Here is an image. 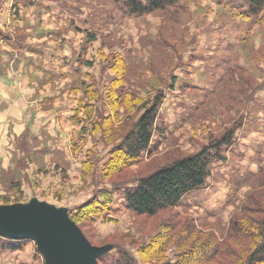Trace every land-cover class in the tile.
<instances>
[{
	"label": "rangeland",
	"instance_id": "rangeland-1",
	"mask_svg": "<svg viewBox=\"0 0 264 264\" xmlns=\"http://www.w3.org/2000/svg\"><path fill=\"white\" fill-rule=\"evenodd\" d=\"M112 2L0 0V81L12 91L0 99V112L14 109L9 122L19 131L10 128L9 167L0 166V208L34 201L61 210L57 224L108 248L107 264L122 255L134 264H243L247 248L226 230L234 217L247 224L246 198L252 210L264 209V89L253 95L264 86V22L235 41L218 32L229 25L218 0H182L116 21L85 44L88 19ZM227 38L232 49L223 52ZM13 90L24 93L25 107L13 105ZM162 90L152 152L132 165L119 162L116 148L141 105ZM231 129L234 145L185 206L152 217L126 209L124 191L138 179ZM93 198L104 208L73 218ZM206 244L217 255L193 262ZM36 250L25 240L22 250L0 252V264H44Z\"/></svg>",
	"mask_w": 264,
	"mask_h": 264
},
{
	"label": "trees",
	"instance_id": "trees-1",
	"mask_svg": "<svg viewBox=\"0 0 264 264\" xmlns=\"http://www.w3.org/2000/svg\"><path fill=\"white\" fill-rule=\"evenodd\" d=\"M181 1L113 0L112 8L103 10L104 12H102L100 18L94 19L92 17L90 20L88 19L89 30L83 31L85 44L96 42L97 36L101 35L106 27L108 28L116 21L150 15L155 12H164L167 9L176 7ZM216 6L219 10L221 9L229 14L227 17L229 25L222 26V30L218 32L225 34L227 31L230 38H237L234 39L235 41H240L242 36L248 32V29H251L256 23L264 22V0H218ZM77 31H80V29H77ZM225 40H222V42L225 43V49H227L222 51H231L233 43L231 44L228 38ZM5 42L10 43L11 38L6 37ZM84 64L90 65L88 62ZM176 81L177 78L172 76L169 84L171 90L174 89ZM263 89L264 86L255 89L253 95ZM163 100L164 92L162 90L161 92H155L151 101L141 105L143 113L127 133L122 144L116 148L120 155L119 162L132 165L139 161L144 154L147 155L152 152L154 146H152L151 141L155 132L159 130L157 129V120ZM83 131L85 133V127H83ZM234 142V130H227L219 140L210 141L207 146H204L198 152L176 159L170 164L138 179L130 188L124 191L126 209L136 216L152 217L159 212L185 206L190 197H195L198 192L206 187L207 180L213 174L214 165L225 160L222 157V150L232 147ZM97 202L98 200L93 198L92 201L81 205L73 214V218L96 216L105 205V203H100L98 206ZM245 204L242 207V212H248V216L245 218L248 221L247 224H244L239 217H234L229 221L226 237L230 240L239 239L244 242L242 247L247 248L248 254L243 264H264V209L257 207V210H252V207L247 206L251 205L249 197L246 198ZM254 214H260V219H253L252 215ZM24 242V240L9 239L0 235V252L22 250ZM218 246L216 244L215 248ZM211 247L210 244L199 247L200 251L198 250L193 262H205L212 255H217L216 249L209 251L212 249ZM107 257L108 254L100 257L97 264L99 261L105 262ZM112 264L134 263L132 259L122 255L120 259L115 260Z\"/></svg>",
	"mask_w": 264,
	"mask_h": 264
},
{
	"label": "water",
	"instance_id": "water-1",
	"mask_svg": "<svg viewBox=\"0 0 264 264\" xmlns=\"http://www.w3.org/2000/svg\"><path fill=\"white\" fill-rule=\"evenodd\" d=\"M59 211L34 201L29 206L0 208V235L33 241L44 264H97L109 249H95L77 229L60 227L56 222L61 216ZM69 224L74 226L70 221Z\"/></svg>",
	"mask_w": 264,
	"mask_h": 264
},
{
	"label": "crops",
	"instance_id": "crops-1",
	"mask_svg": "<svg viewBox=\"0 0 264 264\" xmlns=\"http://www.w3.org/2000/svg\"><path fill=\"white\" fill-rule=\"evenodd\" d=\"M12 91H8L7 84L5 85L0 81V99L2 96L6 93L10 94ZM15 102H13V105L18 108H23L25 106L21 105L24 102V93H19L17 90H13ZM6 107H8V104H6ZM16 115L17 112L12 108H6L5 111L0 112V166L1 168H8L9 167V149H10V139H9V130L11 128V132H16L18 126L13 127L11 126L12 121H16ZM11 116V117H10ZM15 126V125H14ZM18 131V130H17ZM19 132V131H18Z\"/></svg>",
	"mask_w": 264,
	"mask_h": 264
}]
</instances>
